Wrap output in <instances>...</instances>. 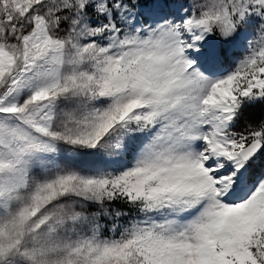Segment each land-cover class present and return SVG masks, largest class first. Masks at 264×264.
I'll list each match as a JSON object with an SVG mask.
<instances>
[{"label":"snow or ice","instance_id":"obj_1","mask_svg":"<svg viewBox=\"0 0 264 264\" xmlns=\"http://www.w3.org/2000/svg\"><path fill=\"white\" fill-rule=\"evenodd\" d=\"M0 264H264V0H0Z\"/></svg>","mask_w":264,"mask_h":264}]
</instances>
